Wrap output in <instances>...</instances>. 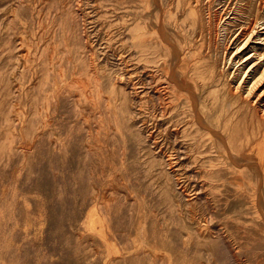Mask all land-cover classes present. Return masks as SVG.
Returning a JSON list of instances; mask_svg holds the SVG:
<instances>
[{
	"label": "rangeland",
	"instance_id": "rangeland-1",
	"mask_svg": "<svg viewBox=\"0 0 264 264\" xmlns=\"http://www.w3.org/2000/svg\"><path fill=\"white\" fill-rule=\"evenodd\" d=\"M124 1L0 0V264H264L223 172L146 154Z\"/></svg>",
	"mask_w": 264,
	"mask_h": 264
},
{
	"label": "bare ground",
	"instance_id": "bare-ground-1",
	"mask_svg": "<svg viewBox=\"0 0 264 264\" xmlns=\"http://www.w3.org/2000/svg\"><path fill=\"white\" fill-rule=\"evenodd\" d=\"M137 1L130 57L148 118L162 125L146 154L163 152L166 172H223L231 207L247 198L263 226L264 0Z\"/></svg>",
	"mask_w": 264,
	"mask_h": 264
}]
</instances>
